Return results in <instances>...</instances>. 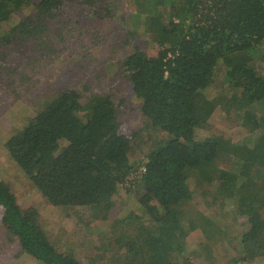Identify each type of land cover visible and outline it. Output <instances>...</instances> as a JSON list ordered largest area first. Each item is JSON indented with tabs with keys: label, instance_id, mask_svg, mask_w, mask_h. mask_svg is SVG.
Segmentation results:
<instances>
[{
	"label": "trees",
	"instance_id": "obj_1",
	"mask_svg": "<svg viewBox=\"0 0 264 264\" xmlns=\"http://www.w3.org/2000/svg\"><path fill=\"white\" fill-rule=\"evenodd\" d=\"M70 1L92 6L100 19L124 10L122 27L140 43L121 61L122 75L139 101L144 130L166 134L146 148L140 178L129 184L130 192L137 187L138 210L113 221L136 233L118 237L126 248L119 263L200 264L186 250L191 235L201 245L223 239L224 255H233L226 264H264V0ZM66 2L0 0V25L32 7L0 37V73L3 47L13 45L31 62L46 57L40 48L50 47H43L51 40L47 30ZM220 64L227 74L221 91L214 77ZM125 102L105 95L86 103L75 86H61L9 137V156L49 204L88 207L96 221H108L136 171L132 140L142 135L120 120ZM223 105L238 113V138L196 137ZM0 225L40 264H84L73 250L57 248L39 211L20 205L3 180ZM103 236L94 244L101 251L109 249V234Z\"/></svg>",
	"mask_w": 264,
	"mask_h": 264
},
{
	"label": "rangeland",
	"instance_id": "obj_2",
	"mask_svg": "<svg viewBox=\"0 0 264 264\" xmlns=\"http://www.w3.org/2000/svg\"><path fill=\"white\" fill-rule=\"evenodd\" d=\"M66 1L61 8V16L52 20V25L47 30L51 40L45 42L43 47L47 44L50 47L46 50L40 48L41 55H46L44 59L36 57L31 62L26 55L22 57L20 49L13 45L3 47L6 63L2 67L4 71L0 73V180L10 185L20 205L34 207L39 211L41 224L57 248L62 251L73 250L84 264H120L126 248H123L124 240L118 237L122 234L135 236L136 233L126 223L117 224L113 221L138 210L137 187L133 186L130 192L129 184H132L133 179L140 178L147 149L157 139L166 137V134L160 131L147 133L144 130L145 120L139 101L134 98L131 82L122 75L121 61L140 43V39L131 40L122 27L120 18L124 16V10L118 16L100 19L93 16L92 6L78 1ZM31 8L24 5L12 14L11 19L2 23L0 37L30 15ZM31 24L32 22H28V25ZM27 29L34 28L28 26ZM36 36L34 34L35 38ZM33 39L32 36L31 40ZM141 41V46L145 47V40ZM22 73L27 76L23 81ZM214 77L220 91L223 90L227 85L224 64L218 65ZM61 86H75L81 94V100L86 103L105 95L126 99L125 107L119 114L120 120L126 125L128 132L142 134L132 140L130 158L136 171L127 178L120 189V195L114 198L115 208L108 221H96L94 212L88 207L75 210L72 207L49 204L9 156L6 145L9 137L14 131L24 127ZM213 94L215 92L210 95ZM223 109L228 110L226 105L217 108L210 123L199 129L196 137L205 138L224 133L228 137L238 138V132L242 131L236 124L238 113L234 109L228 112ZM104 232L105 235L109 234V241L105 237L109 249L101 251V245L94 244L96 241L97 244H102V240L104 242ZM186 250L189 255L197 257L200 264H226L228 258L233 256L231 253L224 255L228 246L223 239H209L201 245L190 235ZM261 260L258 258L253 264H260ZM0 264L40 262L25 253L19 240L0 225Z\"/></svg>",
	"mask_w": 264,
	"mask_h": 264
}]
</instances>
